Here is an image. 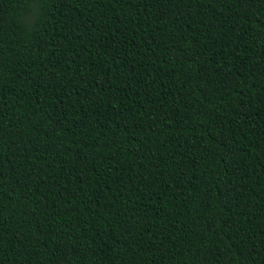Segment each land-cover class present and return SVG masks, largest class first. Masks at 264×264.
I'll list each match as a JSON object with an SVG mask.
<instances>
[{
	"label": "trees",
	"instance_id": "16d2710c",
	"mask_svg": "<svg viewBox=\"0 0 264 264\" xmlns=\"http://www.w3.org/2000/svg\"><path fill=\"white\" fill-rule=\"evenodd\" d=\"M0 264H264V0H0Z\"/></svg>",
	"mask_w": 264,
	"mask_h": 264
}]
</instances>
